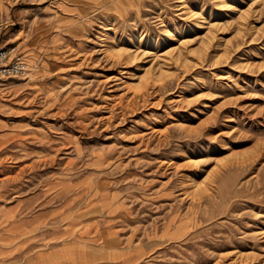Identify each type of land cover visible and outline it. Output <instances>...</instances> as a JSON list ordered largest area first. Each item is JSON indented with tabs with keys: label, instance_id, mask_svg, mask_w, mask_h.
<instances>
[{
	"label": "rangeland",
	"instance_id": "374dc122",
	"mask_svg": "<svg viewBox=\"0 0 264 264\" xmlns=\"http://www.w3.org/2000/svg\"><path fill=\"white\" fill-rule=\"evenodd\" d=\"M0 264H264V0H0Z\"/></svg>",
	"mask_w": 264,
	"mask_h": 264
},
{
	"label": "built area",
	"instance_id": "2783aa9c",
	"mask_svg": "<svg viewBox=\"0 0 264 264\" xmlns=\"http://www.w3.org/2000/svg\"><path fill=\"white\" fill-rule=\"evenodd\" d=\"M13 54V51L0 52V82L23 77L28 73L26 59Z\"/></svg>",
	"mask_w": 264,
	"mask_h": 264
}]
</instances>
